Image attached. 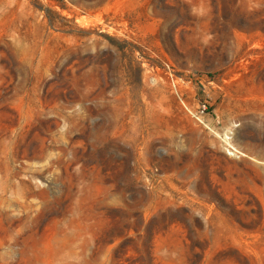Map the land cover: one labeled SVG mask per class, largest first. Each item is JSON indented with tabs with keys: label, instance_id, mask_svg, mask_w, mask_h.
Returning a JSON list of instances; mask_svg holds the SVG:
<instances>
[{
	"label": "rangeland",
	"instance_id": "374dc122",
	"mask_svg": "<svg viewBox=\"0 0 264 264\" xmlns=\"http://www.w3.org/2000/svg\"><path fill=\"white\" fill-rule=\"evenodd\" d=\"M0 264H264V0H0Z\"/></svg>",
	"mask_w": 264,
	"mask_h": 264
},
{
	"label": "bare ground",
	"instance_id": "6f19581e",
	"mask_svg": "<svg viewBox=\"0 0 264 264\" xmlns=\"http://www.w3.org/2000/svg\"><path fill=\"white\" fill-rule=\"evenodd\" d=\"M224 142L227 144L228 148L230 149L231 153L230 155L237 156H246L245 154L241 153L239 150H237L230 142V139L225 135L224 136Z\"/></svg>",
	"mask_w": 264,
	"mask_h": 264
}]
</instances>
